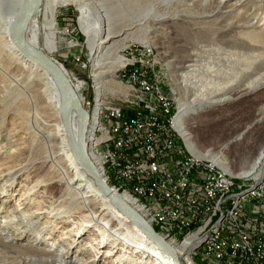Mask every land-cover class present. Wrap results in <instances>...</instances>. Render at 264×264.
Here are the masks:
<instances>
[{
    "label": "bare ground",
    "instance_id": "obj_1",
    "mask_svg": "<svg viewBox=\"0 0 264 264\" xmlns=\"http://www.w3.org/2000/svg\"><path fill=\"white\" fill-rule=\"evenodd\" d=\"M22 3L0 0V76L7 82L4 92L0 90V139L4 138L0 145V214L16 188L26 187L0 224V243L6 252L1 264H175L103 195L74 157L58 86L12 39V24ZM68 6L78 12V28L93 63L96 96L95 103L90 97L89 155L101 163L102 178L113 181L116 190L123 191L120 194L126 203L154 227L148 216L150 204L141 189L134 191L132 183L111 169L104 151L97 150L108 115V103L102 102L104 84H111L115 73L128 64L120 55L127 45L155 49L168 63L172 81L181 79L184 84H176L180 100L178 106L174 101L175 134L198 160L192 157L197 163L193 161L200 163L204 154L190 134L191 116L206 109L241 105L247 107L244 117L252 119L250 128L264 125V0H40L28 19L24 37L54 60L59 48L57 14ZM180 30L189 36L190 45L176 36ZM179 50L182 55L177 54ZM72 121L77 136L76 111ZM258 167L256 179L264 174V150L252 161L251 168ZM217 174L224 183L211 206L228 203L232 211L237 210L240 198L245 197L231 195L232 191L226 190V176L218 170ZM30 206L34 207L31 212ZM211 206L206 227L215 214ZM60 230L63 232L58 236ZM160 233L178 264H194L192 251L202 238L193 235L172 243Z\"/></svg>",
    "mask_w": 264,
    "mask_h": 264
},
{
    "label": "rangeland",
    "instance_id": "obj_2",
    "mask_svg": "<svg viewBox=\"0 0 264 264\" xmlns=\"http://www.w3.org/2000/svg\"><path fill=\"white\" fill-rule=\"evenodd\" d=\"M57 16L58 17L55 22L58 31L56 41H58L59 48L57 49L58 52L55 54V60L62 64L72 82L74 81V77H79L82 80L86 79L89 81L88 84L91 88L89 89L88 86L85 93L86 95H89L90 93L92 102L95 103L96 94L94 88L92 87L94 83L93 78L91 77L93 74V63L89 58L87 49L85 48V37L78 28V12L74 7L68 6L61 8ZM175 34L187 44L189 43L190 45V43H192L189 36H187L184 32H181V30L176 31ZM181 52L182 51L179 50L177 51V54L182 55ZM120 55L128 62V64L123 67L122 70L115 73L111 84H104L102 102L108 103L106 91L109 94H116V91L118 90L117 81L124 80V82L130 81L135 88V92L141 94L142 96L146 97V95H149V97L151 96L157 99H160L159 95L167 96L168 99L175 101L178 106L180 95L179 92L176 91V84H184L181 79H178L177 83H175L174 80L172 81L171 74L168 72V63L155 49L152 47H145L143 45L129 44L126 46L125 51ZM78 59H80L81 63L77 61ZM6 85L7 82L2 76H0V90L3 91V88ZM193 85L197 86L196 84ZM192 97L190 99H192ZM104 106L106 107L107 104ZM171 107L176 111V115L177 110L175 105H171ZM246 108L247 107L239 105L233 108L226 107L225 109H219L218 111H213L214 109H206L205 112L201 113L202 115L200 114L199 116H191V118H188V126L197 149L204 154H202L204 158L199 160L200 163L198 164H204L206 167H210L216 172L217 170L222 172V174L226 176L229 183L226 190L232 191L233 194H239L240 197H245L246 208L244 209L243 215V221L246 224L245 230L246 233L251 236V239L255 241L259 238V236H264V174L259 179H256V176L258 175L257 171L260 170V167H258L257 170H253V167L251 168V166L252 161L257 160L259 154L264 150V148L261 150L264 145V125H258L254 128H250L249 122L252 119L249 120L244 117L247 112ZM22 112L23 114L25 113L24 111ZM89 125H91V116L88 126ZM89 128L90 127H87L86 135H88L90 130ZM6 132L7 130L4 129L3 134H6ZM246 133H248L247 139H240V137ZM176 136L178 138L177 143L181 145V151L184 155H189L191 161L194 160L192 157L196 160V157L187 149L177 133ZM0 140L1 145L4 138L2 137ZM88 146L90 147V149H88L89 154H91L90 150H92V147L87 142V147ZM97 150L101 151V146L97 147ZM90 156L92 157V155ZM211 158L216 159L211 160ZM92 160L103 176L101 163L96 161L93 157ZM232 174L238 175L239 177L233 176ZM18 181L20 182V180ZM112 182L113 181L107 182V184L111 186L113 190H116L118 186L115 187ZM194 187L195 185H192L188 191H204L199 187ZM137 188L138 187L133 186L134 191H138ZM16 190L17 192H15L11 202L5 207V209H3L2 214H0V224L4 221L3 216L5 212L12 206L16 205L15 203L20 196L19 194L25 191L26 187L18 186ZM134 191H131L132 195H134ZM234 191L236 192L234 193ZM117 192L119 194H124L122 190ZM170 206L171 204H169V207ZM33 208V206H30L28 209L31 212ZM232 208L233 207L228 203H220L218 206L214 203V205L211 206V209L215 212V214L213 215L209 227H206L205 225V222L209 218V214L207 212L203 214L202 221L193 224L181 233L175 230V228H172L171 224L168 222H164L160 214H158V212H154L151 206L148 209V214H150L148 216L154 221V227H152L156 230V232L160 233V231H162L172 243H181L185 241L188 236L191 237L193 235H197L199 238H202L203 241L201 240L196 242L197 245L192 251L193 263L215 264L211 258L205 257L206 252H204V248L207 245L214 243V241L221 236L225 227L229 225L230 221H232L234 218V212L236 211H232ZM59 232L60 233L57 234L58 236L63 231L60 230ZM229 232L230 231L227 230V234ZM57 235L55 239H57ZM46 247L47 246H40V248ZM3 251L5 252L4 245L0 243V264L1 261H5L3 260L4 258H2V256L5 255H2ZM242 256L239 255L232 257L231 261L234 264H264L263 254L257 261L256 259Z\"/></svg>",
    "mask_w": 264,
    "mask_h": 264
},
{
    "label": "built area",
    "instance_id": "obj_3",
    "mask_svg": "<svg viewBox=\"0 0 264 264\" xmlns=\"http://www.w3.org/2000/svg\"><path fill=\"white\" fill-rule=\"evenodd\" d=\"M88 82L74 77L73 84L90 116V93H85L88 86L91 88ZM117 82L116 94L106 91L108 115L101 148L116 175L139 187L152 209L180 233L203 220L224 182L214 169L183 156L175 134L172 99L162 95L160 99L145 97L135 92L130 81ZM192 185L204 191L189 192ZM245 208L246 199L240 198L230 224L204 248L206 258L216 264H234L231 258L235 256L257 261L264 255V236L254 241L246 233ZM227 230L231 233L227 234Z\"/></svg>",
    "mask_w": 264,
    "mask_h": 264
},
{
    "label": "water",
    "instance_id": "obj_4",
    "mask_svg": "<svg viewBox=\"0 0 264 264\" xmlns=\"http://www.w3.org/2000/svg\"><path fill=\"white\" fill-rule=\"evenodd\" d=\"M39 2L40 0H23L12 24V39L17 48L27 58L40 65L58 86L62 98V118L67 129L68 139L74 157L80 165L88 171L103 195L108 197L124 216L136 223L163 252L171 256L175 264H178L175 253L168 243L156 232L144 217L126 203L122 196L116 193L102 178L99 169L89 155L87 147L86 132L89 124V114L83 108L80 96L67 71H65L63 66L58 64L54 59L30 45L25 39L24 30L28 19ZM74 111H76V116L78 118L77 136L74 134L72 121Z\"/></svg>",
    "mask_w": 264,
    "mask_h": 264
}]
</instances>
